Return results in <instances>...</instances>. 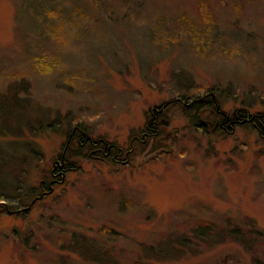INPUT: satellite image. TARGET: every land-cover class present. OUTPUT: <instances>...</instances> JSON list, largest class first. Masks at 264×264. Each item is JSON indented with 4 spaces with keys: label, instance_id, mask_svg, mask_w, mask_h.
Returning a JSON list of instances; mask_svg holds the SVG:
<instances>
[{
    "label": "rangeland",
    "instance_id": "rangeland-1",
    "mask_svg": "<svg viewBox=\"0 0 264 264\" xmlns=\"http://www.w3.org/2000/svg\"><path fill=\"white\" fill-rule=\"evenodd\" d=\"M211 89L225 113H264V0H0V193L27 142L42 157L25 188L51 179L74 127L135 149L98 161L75 140L65 181L0 215V264H264L257 131L205 133L172 106L138 141L152 109Z\"/></svg>",
    "mask_w": 264,
    "mask_h": 264
},
{
    "label": "trees",
    "instance_id": "trees-1",
    "mask_svg": "<svg viewBox=\"0 0 264 264\" xmlns=\"http://www.w3.org/2000/svg\"><path fill=\"white\" fill-rule=\"evenodd\" d=\"M218 91V90H217ZM211 92V93H209ZM207 94L203 96H188V95H181L179 98H176L172 101H169L165 103L162 108L163 111L161 113L164 114L165 111H167L172 106H180L182 109V113L187 118V121L190 124H193L197 130L203 131L205 133H208V127L209 123L200 122L199 117L201 116L202 112L208 113L209 116L213 117L210 119L211 123H213V126L216 127L217 132H222L223 135L232 134L234 133L236 127L242 126V127H252L255 131L258 132L259 138L264 139V136H262L261 131H263L264 126V113H256L251 114L247 110H235L233 113H225L221 110L220 104L218 102L217 96H219V93H216L215 89H211ZM163 114L154 113L153 115L157 117V121L159 124L155 122V119L150 115L149 120L147 122L146 126L148 125L149 128L156 132L162 125L161 116ZM195 114V116H194ZM152 123L151 125H149ZM216 124V125H215ZM43 125H41L42 127ZM212 126V129L214 128ZM222 126V127H221ZM224 126H228L230 128H224ZM258 126V127H257ZM220 127V128H218ZM260 128V129H259ZM146 131H149L148 129ZM157 137V136H154ZM89 143V142H88ZM27 153L24 155L25 158H9L7 162V167H9L8 176L11 178L12 182L7 187L4 186V189H8L9 191L6 193H0V215L1 214H13V215H19V214H28L34 205L41 201L39 199L40 197L44 196L42 200L45 198L46 195L50 194L51 189L53 188V184L50 183V191L48 193L43 194V185L48 184L45 183L49 181L46 177H44L42 180L43 182H40V184L37 187H30L25 188L24 187V180L23 177H25V165L29 159H27L28 155L36 156L38 160L41 159L42 155L37 152L35 149H33L31 144L27 142ZM72 143H70L66 155H61L62 160L64 159V156L66 158H70L72 156ZM115 148V147H112ZM79 150H83L82 145H78ZM65 166V164H64ZM64 168V167H63ZM61 168V169H63ZM64 176V175H63ZM63 180V179H62ZM60 185V184H59ZM49 185H46V188H48ZM0 188H2L0 186ZM48 190V189H47ZM47 197V196H46ZM36 200V202L33 204V202ZM209 226L208 224H202L198 225L197 229L195 230L196 233L194 236L197 239H201L202 235L206 232L208 233ZM201 231L203 234L199 235L198 232ZM201 236V237H200ZM71 244V248H73L76 252H78L81 255H87L86 252H84L83 247L79 242H86V238L78 239ZM98 259L101 264L102 258H93ZM113 264V263H111Z\"/></svg>",
    "mask_w": 264,
    "mask_h": 264
},
{
    "label": "flooded vegetation",
    "instance_id": "flooded-vegetation-1",
    "mask_svg": "<svg viewBox=\"0 0 264 264\" xmlns=\"http://www.w3.org/2000/svg\"><path fill=\"white\" fill-rule=\"evenodd\" d=\"M162 111L163 110L159 111L158 109H152L150 111L149 115L152 116L155 112L158 114H163V113H161ZM152 117L155 119V122L157 124H159V122L157 121V117L154 115ZM151 124L152 123H150L149 125H151ZM209 126H213V123L209 122ZM161 127H162V125L160 126V128ZM213 127H214V129L216 128L215 126H213ZM262 127H263V131H261V134H262V136H264V126L262 125ZM160 128L158 130H156V132H153L149 128V126L147 125L146 128H144V130H143L142 138L139 139L138 141H140V143L143 144V142H145V140L160 138L161 137L160 136ZM218 128H220V127H218ZM224 128H230V127L224 126ZM147 129L149 131H146ZM154 136H157V137H154ZM75 140H77L78 145H82L84 149L89 148L91 151V153H90L91 158L98 160V161H105V160L111 159L114 163H127L130 160V156L135 151V149L132 147L131 149H129V151H127L125 153L121 149L119 150L115 145L108 144L104 140H93L90 136H88L86 134V132H84L79 126H77V127H74L73 129H71V131L69 132L66 145L64 146L62 154H61L62 156L64 154L66 155V151H67L70 143H73ZM112 147H115V148H112ZM124 153H125V158L123 160ZM62 158H61V156L59 157V159H58L59 163H56L57 161L54 162V166L51 170V179L49 181L45 182L48 184H45L42 186L43 187V191H42L43 194L48 193L50 191V183H53V188H55L57 185H59L63 182V180H62L63 175L66 178L67 173L70 170H74L72 164L69 162V160L65 156L63 159L65 166L63 169H61V166L63 165ZM46 185H49L48 188H46Z\"/></svg>",
    "mask_w": 264,
    "mask_h": 264
},
{
    "label": "water",
    "instance_id": "water-1",
    "mask_svg": "<svg viewBox=\"0 0 264 264\" xmlns=\"http://www.w3.org/2000/svg\"><path fill=\"white\" fill-rule=\"evenodd\" d=\"M64 167V162H63V165L61 166V168ZM53 191V188L51 189L50 193ZM44 196L40 197L39 199H42ZM36 202V200L33 202V204Z\"/></svg>",
    "mask_w": 264,
    "mask_h": 264
}]
</instances>
